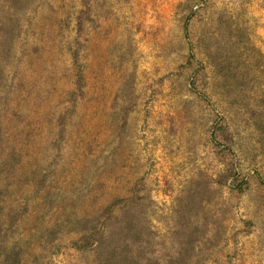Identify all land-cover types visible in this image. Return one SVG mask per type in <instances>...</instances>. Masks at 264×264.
<instances>
[{"label":"rangeland","instance_id":"rangeland-1","mask_svg":"<svg viewBox=\"0 0 264 264\" xmlns=\"http://www.w3.org/2000/svg\"><path fill=\"white\" fill-rule=\"evenodd\" d=\"M108 254L264 264V0H0V264Z\"/></svg>","mask_w":264,"mask_h":264},{"label":"trees","instance_id":"trees-1","mask_svg":"<svg viewBox=\"0 0 264 264\" xmlns=\"http://www.w3.org/2000/svg\"><path fill=\"white\" fill-rule=\"evenodd\" d=\"M108 209L110 211L112 209V207H108ZM81 241H82L81 243H80V241H77V242L73 243L75 248L78 249V250H83V249L90 248L93 245L95 240L93 239V237H88V238L82 239ZM112 259H113V256L108 254L107 257L103 258V261H102L101 264H112V262H111ZM126 260L129 262V264H134V261L131 260L130 257H126Z\"/></svg>","mask_w":264,"mask_h":264}]
</instances>
